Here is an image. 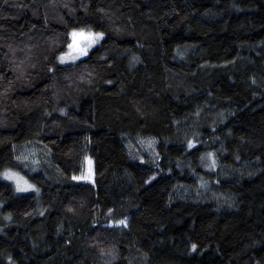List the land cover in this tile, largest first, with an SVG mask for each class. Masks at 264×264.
<instances>
[{
	"label": "trees",
	"instance_id": "1",
	"mask_svg": "<svg viewBox=\"0 0 264 264\" xmlns=\"http://www.w3.org/2000/svg\"><path fill=\"white\" fill-rule=\"evenodd\" d=\"M0 264H264V0H0Z\"/></svg>",
	"mask_w": 264,
	"mask_h": 264
},
{
	"label": "rangeland",
	"instance_id": "2",
	"mask_svg": "<svg viewBox=\"0 0 264 264\" xmlns=\"http://www.w3.org/2000/svg\"><path fill=\"white\" fill-rule=\"evenodd\" d=\"M82 35H90L89 33L84 32H78L75 33V35L72 37L71 41V49L65 53L66 59H61L59 62L61 64H68L70 62H73L74 60H79L87 55L88 51L87 48L91 45V37ZM91 36V35H90ZM63 116V113H61ZM6 180H8L10 183H12L14 186H16L19 189H22L24 191H30V186L17 174H12L7 176ZM77 181L81 182H87L92 183L94 182V172H93V161L91 159H87L86 165H85V171L82 173L80 177L76 179Z\"/></svg>",
	"mask_w": 264,
	"mask_h": 264
}]
</instances>
